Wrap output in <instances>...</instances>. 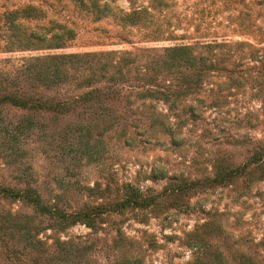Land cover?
I'll list each match as a JSON object with an SVG mask.
<instances>
[{"label":"rangeland","instance_id":"rangeland-1","mask_svg":"<svg viewBox=\"0 0 264 264\" xmlns=\"http://www.w3.org/2000/svg\"><path fill=\"white\" fill-rule=\"evenodd\" d=\"M0 264H264V0H0Z\"/></svg>","mask_w":264,"mask_h":264},{"label":"trees","instance_id":"trees-1","mask_svg":"<svg viewBox=\"0 0 264 264\" xmlns=\"http://www.w3.org/2000/svg\"><path fill=\"white\" fill-rule=\"evenodd\" d=\"M52 73H54V74H57L58 72H57V70H54V72H52ZM35 78L37 79V80H39V81H41V82H52L53 81V79L52 78H50L48 75V72H46V71H37V72H35ZM57 76V75H56ZM55 78V77H54ZM94 93L97 95L98 94V91H95V89L94 90H91V91H88L87 93H85L84 95L85 96H88V95H94ZM98 96V95H97ZM8 100H10V101H12V102H19V100H17L15 97H8ZM58 105H60L59 103H58ZM45 107L47 108V107H49L50 108V104H46L45 105ZM16 130H18L17 128H16ZM20 130V129H19ZM18 130V131H19ZM21 131V130H20ZM10 193H11V195L13 194V195H17V196H22V197H24V198H27L28 197V199H31V197H30V195H27L23 190L22 191H19V192H15V193H12L11 191H10ZM31 201H33V203H35V204H38V200H36V199H31ZM43 208H45V207H43ZM44 210V209H43ZM66 217V216H65ZM66 218H70V216L68 215Z\"/></svg>","mask_w":264,"mask_h":264}]
</instances>
